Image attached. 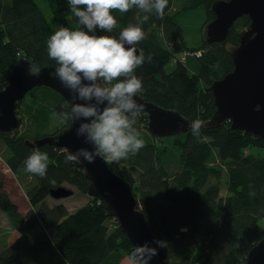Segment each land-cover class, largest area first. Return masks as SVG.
Here are the masks:
<instances>
[{
	"label": "trees",
	"instance_id": "trees-1",
	"mask_svg": "<svg viewBox=\"0 0 264 264\" xmlns=\"http://www.w3.org/2000/svg\"><path fill=\"white\" fill-rule=\"evenodd\" d=\"M216 1L168 0L163 18L154 12L147 14L149 19L140 25L144 39L136 44L146 57H152L151 62L146 60L135 70L142 80L139 94L179 111L190 122L199 118L203 121L200 137H195L190 127L184 133L166 136L171 138L170 144L159 145L143 111L135 127L144 147L123 159V166L109 163L131 183L152 231L165 241L168 264H243L250 249L264 239V227L260 225L264 220V160L244 153L250 147L264 148V138L232 129L229 120L215 128L206 125L216 111L211 84L234 69L231 50L239 45L251 19L248 15L237 19L246 28L233 26L225 43H210L203 35L198 47L188 46L176 21L178 13L205 6L206 27L215 18L211 8ZM52 2V15L46 17L37 0H0V89L6 87L21 58L29 59L39 69H57L56 61L48 56L47 41L60 27L75 29L79 24L68 0ZM138 12L135 7L127 13L114 10L116 27L111 33L98 30L97 35L118 39L123 28L138 23ZM159 28L164 43L157 35ZM188 50L201 51L196 57L198 73H191L179 59ZM172 60L175 67L167 72ZM27 95L31 96L26 108L28 131L18 134L15 129L1 135L8 139L11 153L6 163L10 170L17 177L28 175L33 181L26 190L31 208L21 214L0 176V210L12 225L0 250V264H122L134 249L118 221L110 226L114 217L101 199L93 197L74 212L63 203L47 202L51 190L65 183L88 193L90 179L83 168L65 163L63 148L50 144L31 147L26 143L57 134L72 120L65 118L71 111L68 101L52 88L35 87ZM54 115L65 123L49 132ZM37 148L49 156L43 178L25 171L24 161ZM225 169L242 185L222 196L220 180Z\"/></svg>",
	"mask_w": 264,
	"mask_h": 264
},
{
	"label": "water",
	"instance_id": "water-1",
	"mask_svg": "<svg viewBox=\"0 0 264 264\" xmlns=\"http://www.w3.org/2000/svg\"><path fill=\"white\" fill-rule=\"evenodd\" d=\"M211 9L215 18L206 26V40L210 43H225L237 19L244 15L250 17L251 23L241 34L239 45L231 50L234 69L211 84L216 111L206 125L215 128L229 120L232 129L264 138V0H218ZM134 47L139 54L140 48L136 44ZM30 65L33 64L29 59H19L8 84L0 89V133H12L20 128L19 105L35 87L52 88L68 101L70 107L73 102H82L73 101L72 93L56 78V69L52 71L43 67L38 75H31ZM135 99L144 106L143 111L148 115L147 126L153 136H173L190 128V120L179 111L159 106L139 93ZM78 126L79 121L72 119L57 134L28 139L26 143L31 147L55 145L73 153L82 147L91 150V145L76 135ZM76 165L83 168L90 179L88 193L105 203L108 214L118 220L133 249L150 243V246L158 248V254L150 264H168L164 249L155 243L159 239L152 231L131 183L101 157H96L93 163L81 158ZM73 192L72 188L61 185L52 189L50 195L63 199L72 196ZM243 264H264V239L250 249Z\"/></svg>",
	"mask_w": 264,
	"mask_h": 264
},
{
	"label": "clouds",
	"instance_id": "clouds-1",
	"mask_svg": "<svg viewBox=\"0 0 264 264\" xmlns=\"http://www.w3.org/2000/svg\"><path fill=\"white\" fill-rule=\"evenodd\" d=\"M70 10L78 18L79 27H60L47 41L48 56L58 67L56 78L72 93L70 113L65 118L79 121L76 135L84 138L89 148L75 153L65 152V163H80L81 158L93 163L96 157L106 162H119L129 154H136L144 147V140L135 124L144 106L135 97L142 90V80L134 73L146 60L143 50L137 54L134 47L144 39L142 25L150 13L163 18L168 0H68ZM139 9L137 24H129L119 38L97 35V31L111 33L117 20L114 10L127 13ZM140 12L145 13L141 16ZM130 45L131 47H126ZM31 75H38L39 68L30 65ZM123 77V79H121ZM203 121L191 122V131L197 138ZM25 171L45 177L49 164L46 152L35 149L24 161ZM159 248L166 247L163 240H156ZM158 248L145 243L135 246L130 254V264H150Z\"/></svg>",
	"mask_w": 264,
	"mask_h": 264
},
{
	"label": "rangeland",
	"instance_id": "rangeland-1",
	"mask_svg": "<svg viewBox=\"0 0 264 264\" xmlns=\"http://www.w3.org/2000/svg\"><path fill=\"white\" fill-rule=\"evenodd\" d=\"M37 2L40 5L42 11L45 13L46 17H50L52 15V4H53L52 0H37ZM206 19H207V11L205 6L187 10L185 12L182 11L177 14L176 21L182 27L184 39L187 42L188 46L195 47L197 45H201L203 40L202 28L203 31L204 30L206 31V27H202V25L205 23ZM235 23H237V21ZM234 26L238 30H242L246 28L245 26H242V22H238L237 24H234ZM188 51L191 52L190 50ZM190 57L194 60L195 65L198 69L199 68L198 59L193 55H189V58ZM175 63L176 61L172 60V62L166 66V71L167 72L172 71L175 67ZM30 100H31V96L27 95L20 104L19 115L21 116L22 124L20 128H18L17 131L18 134L26 133L30 127L29 118H28L29 115L28 113H26V108L27 105L30 103ZM64 123L65 121L62 118L54 115L48 126V131L49 132L57 131L59 128L63 126ZM158 138L159 140L156 142L159 145L164 146V145H168L167 143L169 144L171 143L170 137L168 138L157 137V139ZM10 153L11 152L8 144V139L4 138L0 133V176L4 177L5 187L9 192L10 197L18 205L21 214L24 215L31 208V204L29 202L26 190L33 181L31 180V178L28 177V175H22L21 177H17L13 174V172L10 170V168L6 163V159L7 157H9ZM244 153L246 155L252 154L257 158L264 160V148L250 147L245 149ZM110 164L123 166L125 164V161L121 160L119 162H112ZM223 168L226 167L224 166ZM230 177L231 176H229L228 172L225 169V172L220 180V184L222 188L221 190L222 196L228 195L230 192H232V190L235 189V187L242 185V182L235 181V179ZM232 184L234 185L232 186ZM64 185L73 189L74 191L73 195L63 199H55L52 196H49L47 198V202L50 205L63 203L68 208L69 212H74L79 207L83 206L93 198V196H91L89 193L81 192L77 187H75L72 184L65 183ZM117 221L118 220L116 218H113L109 222L110 226L114 227ZM260 225L264 227V220H260ZM11 228L12 225L10 223V219L8 215L4 211L0 210V250L4 248L6 242V235L11 230ZM126 258L129 257H125L124 261H122V264H130V259H126Z\"/></svg>",
	"mask_w": 264,
	"mask_h": 264
},
{
	"label": "crops",
	"instance_id": "crops-1",
	"mask_svg": "<svg viewBox=\"0 0 264 264\" xmlns=\"http://www.w3.org/2000/svg\"><path fill=\"white\" fill-rule=\"evenodd\" d=\"M207 20V19H206ZM206 22V21H205ZM207 26V25H206ZM202 27H205V23L202 25ZM202 32H203V35H205V33H206V31L204 30L203 31V28H202ZM157 35H158V37H159V40H160V42L161 43H164V35H163V31H162V29H158L157 30ZM198 46H200V45H197V46H195V47H198ZM190 47V46H189ZM189 58V57H188ZM187 58V60H186V65H187V67H188V69H189V71L191 72V73H198L199 72V70H200V67L197 69V67H196V65H195V62H194V60L190 57L189 59ZM126 259H129V258H126ZM124 261V260H123Z\"/></svg>",
	"mask_w": 264,
	"mask_h": 264
},
{
	"label": "built area",
	"instance_id": "built-area-1",
	"mask_svg": "<svg viewBox=\"0 0 264 264\" xmlns=\"http://www.w3.org/2000/svg\"><path fill=\"white\" fill-rule=\"evenodd\" d=\"M189 55H193L195 57H199L201 55V51H186V52H183L181 53L179 56V59L182 61V62H186L187 58L189 57Z\"/></svg>",
	"mask_w": 264,
	"mask_h": 264
}]
</instances>
